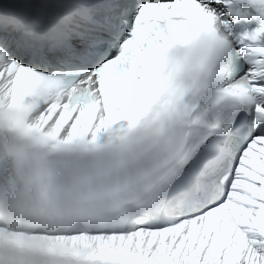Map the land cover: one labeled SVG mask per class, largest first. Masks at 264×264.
<instances>
[{"label": "snow or ice", "instance_id": "snow-or-ice-1", "mask_svg": "<svg viewBox=\"0 0 264 264\" xmlns=\"http://www.w3.org/2000/svg\"><path fill=\"white\" fill-rule=\"evenodd\" d=\"M0 264H264V0H0Z\"/></svg>", "mask_w": 264, "mask_h": 264}]
</instances>
